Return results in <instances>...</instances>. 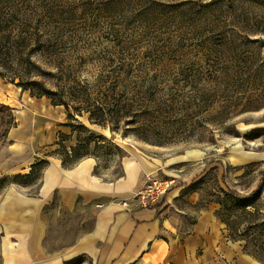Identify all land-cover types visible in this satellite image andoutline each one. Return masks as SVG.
<instances>
[{"label":"rangeland","instance_id":"374dc122","mask_svg":"<svg viewBox=\"0 0 264 264\" xmlns=\"http://www.w3.org/2000/svg\"><path fill=\"white\" fill-rule=\"evenodd\" d=\"M262 31L264 0H221L208 13L200 0H0V43L10 32L25 38L12 67L0 68L1 103L45 91L64 116L36 169L0 176V207L10 188L36 196L44 155L66 166L92 157L105 180L137 155L155 166L146 178L171 186L163 173H205L200 204L213 202L229 242L264 264ZM41 206L42 254L31 264H92L75 254L83 243L95 253L101 203L78 199L69 210L54 194Z\"/></svg>","mask_w":264,"mask_h":264},{"label":"crops","instance_id":"0c3cea01","mask_svg":"<svg viewBox=\"0 0 264 264\" xmlns=\"http://www.w3.org/2000/svg\"><path fill=\"white\" fill-rule=\"evenodd\" d=\"M17 94L21 103L12 101V96L8 103V98L3 102L18 108L14 109L16 125L8 131L7 144L0 148V176L29 173L36 158L43 156L37 154L38 148L56 140L61 129L56 122L64 117L45 97ZM43 159L46 164L36 196L10 188L0 207L2 264H31L39 259L45 229L38 210L54 194L69 210L78 199L101 203L91 234L98 243L95 255L87 243L75 254L87 253L93 258L92 264H259L229 242L215 215L217 206L213 202L200 204L196 183L205 173H163L174 178V183L160 201L147 208L128 199L127 207H123L120 202L130 198L148 175L155 174L149 160L127 157L122 160L121 174L105 180L94 174L96 161L92 157H83L70 166L58 156L44 155ZM41 264L62 261L56 258Z\"/></svg>","mask_w":264,"mask_h":264},{"label":"trees","instance_id":"16d2710c","mask_svg":"<svg viewBox=\"0 0 264 264\" xmlns=\"http://www.w3.org/2000/svg\"><path fill=\"white\" fill-rule=\"evenodd\" d=\"M220 1L221 0H200V12L208 13L209 11L212 10L213 7H216L217 3H219ZM156 2H158V1H156ZM159 3H161V2H159ZM219 22L222 25L226 23V18L222 15V12H221V17H220ZM262 32H264V31H262ZM4 41H5L4 43H0V68L7 69V68L12 67V65H9V64H11L16 59V57L18 58L19 53L22 52V50L24 48L23 43L25 42V38L23 37L21 39L19 37V38L15 39L12 32H10ZM11 58H13L12 61L10 60ZM1 60H3V61H1ZM1 74L2 73H0V75ZM1 76H4V75L2 74ZM10 82H14L13 77L10 79ZM20 83L21 82L18 81L15 84L21 86ZM23 89H25V88H23ZM30 94L32 96L40 97V96L46 94V92L45 91H37L35 94L31 91ZM15 125H16V121H15V116L13 114V107L0 102V148L7 144V140H6L7 133ZM42 160L46 164V160L45 159H42ZM38 164H39V162H37V160H36L32 164L31 170L29 171V173H31L34 169H36ZM29 173H27V174H29ZM0 180H1V177H0ZM230 192L232 194L236 195L237 197H240V198H250L251 196H253V194H255L254 191L248 195H243V194L238 193L237 191H232V190ZM259 261H261V260H259ZM261 262L264 263V261H261Z\"/></svg>","mask_w":264,"mask_h":264},{"label":"built area","instance_id":"2783aa9c","mask_svg":"<svg viewBox=\"0 0 264 264\" xmlns=\"http://www.w3.org/2000/svg\"><path fill=\"white\" fill-rule=\"evenodd\" d=\"M170 186L171 181L151 176L146 178L143 185L133 192L131 199L136 201L139 207H152L166 195ZM121 206L126 207L127 201H121Z\"/></svg>","mask_w":264,"mask_h":264}]
</instances>
